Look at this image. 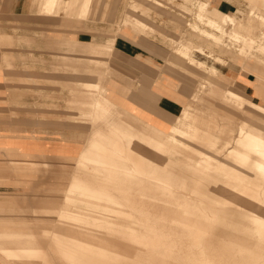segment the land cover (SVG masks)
Listing matches in <instances>:
<instances>
[{
  "label": "rangeland",
  "instance_id": "obj_1",
  "mask_svg": "<svg viewBox=\"0 0 264 264\" xmlns=\"http://www.w3.org/2000/svg\"><path fill=\"white\" fill-rule=\"evenodd\" d=\"M39 1L41 2V0H37L38 3H40ZM147 1L154 2L158 5L162 4L158 0ZM147 1L145 0V2ZM182 1L184 5L179 7L180 11L184 13L188 12L186 5L193 4V1ZM248 1L253 5H260L261 2H263V0ZM118 2L119 0H79L80 5H89L92 3V12H90L92 13V17H100L102 19H112L114 10H109V8H115ZM140 3L141 2L138 0H132L131 4H134V7H132L131 4L129 6L131 10L130 16L132 15L133 19L139 17L134 15V13L140 9ZM200 9L201 6L198 4L195 20H197V14ZM251 9L252 5L248 6L247 10L240 9L237 11L238 15L236 16L240 17L241 21H243L246 14L249 13ZM56 14L57 13L54 15ZM229 20V17L226 15L223 22L225 21L224 23H226L229 22ZM134 22L140 23V21ZM185 24L186 21H184V25ZM123 25L127 26L133 32L142 33L141 29L132 25L129 14L124 17ZM242 26L244 25L240 24V27L237 29L240 32L247 33L241 28ZM258 34L259 31L255 29L252 31V35H249L250 38L248 37L249 39L246 45L250 52H246L237 57V46L233 45L229 53H219L223 58H228L230 62L236 64L242 73L252 74V77L255 79L253 85L254 89L257 90V93L261 94L262 91L264 92V86L262 88L260 87L262 81H257V77L264 80V37L259 39L257 37L259 36ZM123 35H126L124 31ZM194 36L197 37V34H194ZM114 39L115 36H112L105 46L106 54L112 52ZM200 39L207 45V49H209V46L214 45L212 41H210V39L208 40L206 37H201ZM226 39L233 41V38L228 35ZM176 40L171 42V50L174 52L178 48ZM257 40L258 42L255 43ZM183 43L184 42H181V44ZM175 46L177 48H175ZM195 48L198 50V45H193L191 47V51H193L192 57L196 59L198 63L201 59H199L198 56H196L197 58L193 56L195 54ZM216 50L217 49H213V53H215ZM249 53H251V56L248 55ZM206 54L209 57H207V59L203 57L202 60L207 61L208 66L211 67H207L205 63L204 66L201 67H199L197 63L186 65L184 61L179 62V68L174 65L178 69L177 76L185 82L186 86H189L190 90V96L187 100L181 99L175 93H169V96L181 104L178 113L173 116L164 114L162 120L152 119L151 121H143V125L140 128L136 126L137 124L132 118L130 120L127 136L122 141L117 140L114 142L115 135L113 133V135L111 134L105 121L101 122V125L92 124L88 114H91L92 102L97 99V96L91 88L81 91V95L83 97H89L91 102L82 100L80 117L82 116V118H86L89 121L90 129L94 126L97 133L106 134L107 140L105 142L112 146L109 148L120 150V155L122 156L119 157V155H115L113 157L108 147L100 149L104 150V155L90 156L89 159L91 162L97 161L99 158L100 164L106 169L104 175L108 174V177L101 176L102 174L96 170H90L88 164H80L79 162L75 164V171L73 170V175L66 189L75 188V210L73 211L76 216L82 219H88L91 222V226L87 229H82L83 233L81 234H63L64 232H61V230L59 231V229L64 228H56V226L53 225L54 220L57 219L54 216L56 215L55 211L62 206L66 189L63 191L64 188L62 187L47 186L46 181L39 179L42 176L46 177L49 175L52 181H54V174L52 173L56 172L54 170L57 169L58 166H48L49 170L45 169L40 175L39 172L35 175L37 178L32 179V181H17L13 188L3 186V184L8 185V183L7 181L0 180V264H60L66 259L63 253L69 252V250L64 247L66 244H70L68 241L59 244L55 240L51 241L47 239L44 235L53 236L51 231H57L59 236L64 237L61 239H65L66 236L71 235L74 237L73 240L77 241L79 245L96 247L95 249H90L94 251V255L99 259H94L92 261L89 260L86 255H82L81 259H77L81 264H98L94 261L104 260L108 256H112L115 258L114 260L120 264H138L139 262V264H223L226 259L223 254H225L228 247L238 246L245 248L251 246L260 247L264 250V229L262 228L260 235L253 230L252 223L255 214H252L251 209L254 206L264 209V187L260 188L252 181V179H254L252 174L253 171L248 169V165L241 163L239 160L236 164H230L237 170L240 169V171H242L241 175L238 174L239 176L234 168L228 169L225 166H223L224 168L215 165L209 166L211 169L217 170L214 174L221 177L224 176L226 189L230 191L229 194L225 195L223 201L220 200L221 202L218 204L210 201L211 199L208 197L213 195L206 191V189L211 187L210 185L212 182H216L219 179L217 175L204 176L203 171L190 165V162L184 163L183 160L184 157H188L184 150L197 152L209 146L215 147V150L218 148L228 150L240 126L258 130L264 128V115H261L259 120L250 122L248 114L238 110L242 108L240 105L235 104L234 107L231 102L223 99V95L227 94V88H231L232 92L245 99L244 101L247 105H250L249 101H252L253 98L247 96L243 90H238L235 86L227 87L225 76L218 73V71L217 73L208 71L209 68L216 69L212 67L216 62L213 59V54ZM171 56L169 59L173 60ZM102 64L107 66L106 63H98V65ZM201 68L202 70L208 71L206 80L209 84L205 85V88L199 86ZM190 71L191 73H189ZM96 72H94V74L97 76V80L94 83L100 84L99 79L103 76V73L99 71ZM179 72L181 73L179 74ZM75 93L76 91L73 92V98ZM101 93L106 97V91L103 86H101ZM253 97L257 98L258 94H254ZM73 100L77 105L78 102L76 98ZM109 102L112 101L109 100ZM254 102H258V100L255 99ZM188 103H190V110L192 107V115L190 114L184 118L177 119V116L181 114L184 106ZM116 122L123 124L118 119H116ZM173 125H179L185 130L184 134L178 136L177 141L173 140L160 145L159 142L162 139L161 135L167 132ZM149 134L155 139L154 147L149 145L151 143ZM128 141H130L129 143L132 147ZM112 142L113 145L111 144ZM143 150H153V157L157 161L155 163L153 162L154 164L152 163L149 169L147 168V164L141 163L140 158L142 157ZM161 150H163L164 153L161 152ZM128 159L138 162V171L131 166ZM108 166H113L115 170L107 169ZM157 168L162 169L164 172L157 171ZM20 170H22V168H20ZM139 171H141V173L143 172L144 175L146 173L148 174V172L152 173V175L150 174L147 179L146 174L143 179L139 175ZM154 172L155 174H153ZM0 173L3 175L6 171L1 170ZM16 174L22 177L23 170L16 172ZM176 175L179 176L176 177ZM35 176L32 177L34 178ZM17 179L20 180L19 177H17ZM162 181L166 183L163 184L161 183ZM41 182L44 183V185H41ZM260 182L263 181L260 180ZM92 185H97L96 187L98 189L93 191L92 188H90ZM130 186L131 188H129ZM77 188L83 191L79 192ZM132 191L136 192V194H132ZM185 193H187V195H185ZM215 198L218 199V197ZM140 200L142 202H140ZM130 211H132L133 214ZM239 221L251 224L248 229H252L246 234L240 233L236 235L239 238L247 237L248 240L246 239L242 244L234 242V234L232 231L226 232L223 230V228H226L225 225L228 222L239 223ZM48 223L51 224L48 225ZM133 223L136 224V226H132ZM237 227L241 228L240 226ZM237 227L235 226L234 229H239ZM94 231H96V233ZM85 235L94 237L98 242L89 244L87 241H89L90 238L85 237ZM180 239L185 240L182 243L179 242ZM210 240L217 241L211 243ZM171 243L174 244L172 245ZM56 244L64 247H59ZM173 247H175V252H178L179 249L183 251L176 253L175 259L170 262L169 255L172 253ZM102 248H104V250ZM189 249L192 252L191 254L188 251ZM22 250H39L41 251L39 253H43V255L46 256L44 257L45 259L32 258L33 260L29 259L23 261L12 257L13 253ZM130 251L134 252L131 253ZM257 255L258 261L264 263L261 255ZM165 257L166 259H164ZM112 259L110 262L113 261ZM143 260L148 261L144 262ZM227 260H229V258H227ZM71 261L76 262V260ZM104 262H106V259ZM104 262L101 264H107Z\"/></svg>",
  "mask_w": 264,
  "mask_h": 264
},
{
  "label": "crops",
  "instance_id": "obj_2",
  "mask_svg": "<svg viewBox=\"0 0 264 264\" xmlns=\"http://www.w3.org/2000/svg\"><path fill=\"white\" fill-rule=\"evenodd\" d=\"M138 1L141 6L134 13L138 18L130 16L132 0H119L115 8H109L114 10L112 19H102L92 17L93 2L89 5L78 2L67 13L47 15L37 0H0V171H6L0 173V180L8 183L3 186L13 188L17 181H32L36 174L56 165V172L52 173L54 181L49 175L39 180L46 181L47 186L66 189L90 132L89 121L79 115L81 99L89 102L91 99L83 97L81 91L96 82V71L107 69L111 73L99 79L105 95L125 110L128 122L133 118L138 128L143 121L177 114L181 104L169 93L187 100L190 90L177 76L178 69L169 59L174 56L171 42L188 41L194 46L201 45L208 53L207 45L187 26L195 20L197 5L209 4L210 11L221 14H237L249 6L248 0H192L193 4L186 5L188 12L184 13L179 8L184 5L182 0H158L163 5ZM259 6L264 11V2ZM128 14L131 23L140 21L142 26L138 28L142 33L123 25ZM182 20L186 21L185 25ZM258 35L261 36L260 32ZM112 36H115L112 52L106 54L105 46ZM194 53L195 58L198 56L211 67L202 60L209 57L206 53L201 55L195 50ZM213 55L223 60L212 67L225 76L227 87L243 90L253 98L250 104L264 108V92L259 94L254 89L252 74L242 73L218 50ZM257 81H262V88L264 80L257 77ZM227 90L232 92L231 88ZM254 94L258 97H253ZM232 97L233 106L242 103L247 106L245 99L234 92ZM223 99L226 100V94ZM183 109L192 111L190 103ZM238 110L245 113L243 107ZM161 137L159 144L173 141L169 130ZM149 138L155 144L153 136L149 134ZM184 152L189 157L194 154L189 150ZM20 168L22 177L16 174L22 171ZM68 191L69 188L64 197ZM72 214L82 219L74 211Z\"/></svg>",
  "mask_w": 264,
  "mask_h": 264
},
{
  "label": "bare ground",
  "instance_id": "obj_3",
  "mask_svg": "<svg viewBox=\"0 0 264 264\" xmlns=\"http://www.w3.org/2000/svg\"><path fill=\"white\" fill-rule=\"evenodd\" d=\"M78 2H79V0H42V2H40L41 3L40 6H41L42 11L45 14L52 15V14H55V13H58V14L67 13L68 11H71L73 8H75L77 6ZM263 2H264V0H263ZM251 4L252 3L249 2V6H251ZM160 5H163V4H160ZM208 5L209 4H206V3L202 4L201 3L200 4L201 9L198 11V14H197V20H195L193 22H189V25H188L190 27L191 31L194 34H197V38L198 39H200L201 37L202 38L206 37L208 40L210 39V41H212V43L214 45L208 47L209 48L208 49L209 50L208 53L213 54V49H217L221 54L229 53V51L232 48V46L236 45L237 46V49H236V51H237L236 53L237 54H236V56L238 57L241 54H244L246 52H250V51H248V48H247L246 44H247L248 39L250 38L249 35H252V31L253 30L257 29L260 32L261 36L260 37L257 36L259 39L264 37V11H262L260 9L259 5H253L251 11H249V13L246 14V17H245V19L243 21H241L240 17L236 16V15H238V13L237 14H221V13L217 12L216 10L210 11L208 9ZM226 15L229 17L230 20H229V22L224 23L225 21L223 22V20H224ZM132 24L135 27L142 26L141 23L134 22ZM240 24L244 25L241 28H243L247 33L240 32L237 29L238 27H240ZM246 34H248V35H246ZM227 35L230 36L231 38H233V41L227 40L226 39ZM258 40L255 41V43H257ZM237 41H238V43H237ZM181 42H184V41H181L179 39L176 40V45H177L178 48L175 46V48H177V49L174 52L172 63L174 62V64L177 67L179 66V62H181V61H184L186 65L196 64L197 60H195L192 57V52L193 51H191V47L193 46V44L191 42H188V41L184 42L183 44H181ZM195 52H198L201 55H204L206 53L205 49L201 45H198V50H197V48H195ZM213 59L217 63H223V60H222V58L220 56L214 55ZM197 65L199 67H201V66H204V63H202L201 61L200 62L198 61ZM208 71H210L212 73H217V70L214 69V68H209ZM208 71L202 70V68L200 69L201 78L199 79V86L201 88H205V85L209 84L207 82V80H206V74H207ZM102 73H103L102 74L103 76L105 74H111V73H109V71L107 69H106L105 72H102ZM89 88H91L95 92V95L97 96V99L94 102H92L93 104H92V107H91V114H88L89 118H91L92 124L94 125V123H95V124H100L101 125V122L105 121V124H107L106 126L108 127V129L111 132V134L113 133L115 135L114 136V140H115L114 142H116L117 140H121L122 141L127 136L128 128L130 127L129 126L130 123L127 120L128 113L125 110H121L118 106L115 105L114 102H109V100L103 95V93H101V85L99 83H90L89 84ZM84 95H86V94H84ZM81 100H83V99H81ZM226 100H228L229 102L234 101L233 97H232V92L229 91V90H227ZM89 106H91V105H89ZM241 107H243L245 109V113L248 114L250 122L257 121V120H259L261 115H264L263 114L264 108L261 107V106H256V105L253 106L252 104L246 106V105H243V103H242ZM88 113H90V112H88ZM190 114L191 113L188 110L183 109L181 114L179 116H177V119L178 118L179 119L180 118H184L186 116H189ZM84 115H86V114H84ZM243 118H245V117H243ZM116 119L121 121L123 124L117 123ZM168 130H169V136H170V138L172 140H174V139L178 140L177 137L178 136H182L184 134V131H185L179 125H173ZM106 136L107 135L104 134V133L103 134L102 133H97V131L94 129V126H93L90 129L89 137H88V140H87V142L85 144V148L83 150V153L77 159L76 162H79L80 164H88L90 170H94V171L96 170L97 172L102 174L101 176H107L108 177V174L104 175V172L106 171V169L103 168L104 166H102L100 164V161L98 160L99 158L97 159V161H92V162L89 159L90 156H92V155L99 156V155L103 154L104 150H100V149L101 148H106V147H108V149H110L109 151H111V153L113 154V157L115 155H119V157L121 156L120 155L121 154L120 150L114 149V148H109V147H112V146H110L109 143L105 142L107 140ZM127 140H128V138H127ZM131 140H133V139H131ZM129 142L130 141H128V143ZM111 144L113 145V142ZM139 145H141V144H139ZM149 145L151 147H154L153 143H150ZM131 147H132V145H131ZM214 148L215 147L209 146V147L205 148L204 150H198L197 152H194V154L192 156L184 157L183 158L184 163L190 162L189 163L190 165L194 166L198 170L203 171L204 172L203 173L204 176H216L217 174H214V172L217 171V170L216 169H211V167H209V166H214V165L215 166H219V167L220 166H222V167L225 166L228 169H232L234 167L231 166L230 164H236L237 161L239 160L241 163L247 164L248 165V169L253 171L252 174H253L254 179H252V181L255 183V185L259 186L260 188L264 187V128H261V130H258V129H254V128H247L245 126H240L239 130L237 132V135L234 138L233 142L231 143V147L228 150H222V149H219V148L215 150ZM150 151L143 150L142 151V157L140 158L141 159V163H145V165L147 164V166H148L147 168L148 169H149L150 165H152L153 162L154 163L157 162L156 159H154V157H153L154 156L153 150L151 152ZM161 152H163V150H161ZM157 156H156V158L158 160ZM123 157H125V156H123ZM129 161H130L131 166L135 170L137 169V171H138V166H137L138 162L137 161H133V160H129ZM161 167H163V166H161ZM107 169L113 170L114 167L113 166H108ZM246 169H247V167H246ZM234 170L237 172V175L238 174L241 175L242 171H240V169L237 170L236 168H234ZM137 171H135V172H137ZM157 171L164 172L162 169H159V168H157ZM139 173H140L139 175L142 178L143 177L145 178V175L147 174L146 173L144 175V173L143 172L141 173V171H139ZM150 174L152 175V173L148 172V174L146 176L147 179H148ZM153 174H155V172ZM166 174H167V172H166ZM169 176L171 177L170 174H169ZM178 176L179 175H176V177H178ZM245 176H247V175H245ZM138 178H140V177H138ZM217 178H219V179L216 182H212L211 185H210L211 187H209V189H206V191H207V193L213 195V196L208 197L209 199H211L210 201L219 204L221 202L220 200L223 201V199L225 198V195L229 194L230 191L226 189V185H225L226 183H225L224 176L221 177V176L217 175ZM171 180H172V177H171ZM260 180H262L263 182H260ZM161 183L164 184L166 182L162 181ZM97 185H94V186L92 185V187L90 186V188H92L93 191H96L98 189L96 187ZM129 185H126V186H129ZM129 188H131V186ZM77 190L79 192L83 191L80 188L79 189L77 188ZM121 192H123V191H121ZM74 193H75V188L74 187L73 188H69L68 195L63 198L62 206L60 208L56 209V211H55L56 215H54V216L57 219H55L54 222L52 221L54 223L53 225L56 226V228H58V227L64 228V229H59V231L61 230V232H64L63 234H71V233H73V234H76V233L81 234V233H83L82 229H87V228H89V226H91V222L88 219H84V218L83 219H79V218H76V217L74 218L73 217L72 213H73V210H75L74 209V207H75L74 206V202H75ZM131 193L132 194H136V192H133V191ZM119 194H121V193H119ZM185 195H187V193H185ZM215 197H218V199L215 198ZM219 197H221V198H219ZM65 200H70L71 202H64ZM140 202H142V201L140 200ZM263 203H264V201H263ZM236 206H239V205H236ZM251 206H252V204H251ZM251 209H252V214H255V216H253L252 228H253L254 231H256V233H258L260 235V233L262 232V228L264 229V209L263 208H259L257 206H254ZM224 211H226V210H224ZM56 212H58V213H56ZM130 212L132 213V211H130ZM137 212H138V210H137ZM217 212H221V211H217ZM230 213H232V212H230ZM234 213H237V212H234ZM241 218H243V217H241ZM35 224H37V223H35ZM50 224L48 223V225H50ZM225 224H226V222H225ZM77 225L80 226V227H78ZM250 225L251 224H247L246 222L243 223V222H240V221H239V223H229L228 222L225 225L226 228H223V230L226 231V232H229V231L231 232L232 231V233L234 234V237H233L234 242H238V243L242 244V242L245 241L247 239V237L239 238L236 235H239L240 233L241 234L242 233L246 234L247 232H249V230H252V229H248V227H250ZM132 226H136V224L133 223ZM235 226L236 227L240 226L241 228L237 227L239 229H234ZM140 231H142V230H140ZM94 232L96 233V231H94ZM127 233H128V231H127ZM51 234L53 236H49V235H44V236L47 239H50L51 241L55 240L59 244L67 242V241L70 244V245L66 244L65 247L56 244L59 247H64L67 250H69V252L66 251L68 253H63L64 256L66 257V259L65 260L63 259L64 261L61 262L60 264H81V263H79V261H77V259H81L82 255H86L89 258V260H92V261L94 259H96V260L99 259V258H97L94 255V251H92V249L96 248L95 246L89 247V245H88V246L85 247V246L79 245L77 241L73 240L74 237L71 236V235L66 236L65 239H61V238H64V237L59 236L57 231H51ZM85 237L90 238V240L87 241V242H89V244H91L92 242L93 243L94 242H98L94 237L87 236V235H85ZM184 240L185 239H180L179 242L183 243ZM214 241H217V240H214ZM214 241L210 240L211 243H215ZM173 242H175V241H173ZM171 244L173 245L174 243H171ZM129 245H130V243H129ZM90 248H92V249H90ZM54 249H55V246H54ZM88 249H90V250H88ZM102 249L104 250V248H102ZM70 251H73V252H70ZM100 251H101V249H100ZM139 251H141V250H139ZM182 251L183 250H181V249L178 250L179 253L182 252ZM188 251H189L190 254L192 253L190 249ZM39 252H41V251H39V250L16 251V253H13L12 257L17 258V259H19L21 261L29 260V259L33 260L32 258H42L43 259L46 255L44 256L43 253H39ZM132 252H134V251H132ZM159 252H160V250H159ZM178 252H175V247L172 248V253L169 255L170 262L175 259V257H176L175 254L178 253ZM257 254H260L262 260L264 261V250L262 248H260V247L248 246V247L243 248V247H238V246H231V247H228V249H226L225 254H223L224 257L226 258L225 262L223 264H259L262 261H258V258L256 257ZM115 255L119 256L118 254H115ZM131 256H133V255H131ZM112 258H113L112 256H110V257L108 256V257L105 258L106 262H104L105 259L104 260L94 261V262H97L98 264L99 263L101 264L103 262L107 263V264H120V263H118L117 261L114 260L115 258H113V259ZM131 258H133V257H131ZM161 258H162V256H161ZM171 258H173V259H171ZM227 258H229V260H227ZM111 259L114 262L113 261L110 262ZM164 259H166V257ZM71 260H76V262H73ZM259 260H261V259H259ZM92 261H89V262H92ZM143 261L147 262L148 260L147 261L143 260ZM91 264H93V263H91ZM260 264H264V263L262 262Z\"/></svg>",
  "mask_w": 264,
  "mask_h": 264
}]
</instances>
